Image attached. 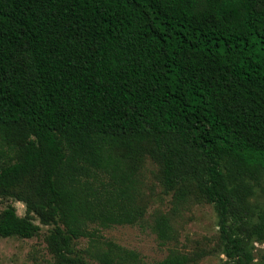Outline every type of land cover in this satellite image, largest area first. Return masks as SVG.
I'll list each match as a JSON object with an SVG mask.
<instances>
[{"label": "trees", "instance_id": "1", "mask_svg": "<svg viewBox=\"0 0 264 264\" xmlns=\"http://www.w3.org/2000/svg\"><path fill=\"white\" fill-rule=\"evenodd\" d=\"M172 195L149 227L167 255L180 208L212 203L221 251L264 241V0H0V236H47L54 264H138L100 228L142 225L144 171ZM87 239L83 253L75 242ZM175 244V245H174Z\"/></svg>", "mask_w": 264, "mask_h": 264}, {"label": "rangeland", "instance_id": "2", "mask_svg": "<svg viewBox=\"0 0 264 264\" xmlns=\"http://www.w3.org/2000/svg\"><path fill=\"white\" fill-rule=\"evenodd\" d=\"M147 164L143 175L144 200L148 204L145 215L146 222L142 225L115 224L100 228L101 234L127 248L135 250L139 255L138 264H157L168 253L171 244H160L157 236L149 227L152 214L156 211L170 212L172 195L166 193L153 170ZM7 204L16 208L17 214H25V204L15 198L0 196V210ZM252 213L249 218L254 224L264 216V181L255 187V192L248 198ZM34 222L39 224V231L32 237L22 238L16 235L0 236V264H54L55 258L48 248L47 236L53 227L52 223L43 224L39 217ZM178 229L177 248L183 252L204 251V254L191 264H234L228 261L221 251V232L218 225V213L212 203H195L180 208L176 216ZM175 245V244H174ZM87 239L80 238L75 242L77 253H83ZM246 250L250 256L248 264H264V241H257L251 236L246 240ZM87 264H98L88 256L81 254Z\"/></svg>", "mask_w": 264, "mask_h": 264}]
</instances>
